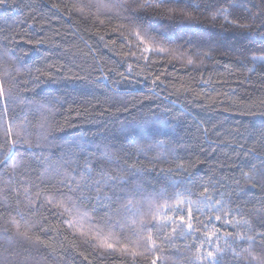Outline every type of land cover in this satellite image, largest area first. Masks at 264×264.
<instances>
[{"label":"trees","instance_id":"16d2710c","mask_svg":"<svg viewBox=\"0 0 264 264\" xmlns=\"http://www.w3.org/2000/svg\"><path fill=\"white\" fill-rule=\"evenodd\" d=\"M145 3L157 0H6L0 6V73H11L5 86L13 87V102L6 114L0 113V152L7 149L2 127L12 121L14 129L25 128L37 158L55 159L66 140L83 137L93 149L112 146L122 165L126 161L133 168L151 169L129 174L127 196L114 199L109 213L114 224L122 218L128 222L113 227L110 242L142 253L132 257L80 236L65 223L66 216L42 203L43 197L27 213L35 223L28 233L31 241L17 236L10 220L17 201L24 202L23 187L30 185L33 195L50 192L63 178L41 182L33 153L21 150L14 176L13 161L0 168V257L10 264H152L154 259L156 264H198L197 247L208 249L200 225L197 240L179 228L172 233L148 224L142 235H151L157 245L149 251L142 243L137 246L141 235L128 224L150 219L148 203L164 204L161 195L176 205V192L197 201L204 187L231 210L232 224L239 222L238 227L227 226L214 219L221 212L205 209L201 214L194 208L200 224L220 237L213 246L225 247V236H254L252 254L264 256V242L257 235L264 232V122L249 114L264 111V64L249 71L252 57L264 56V0H190L198 10L184 3L141 8ZM225 7L232 24L219 15L212 19ZM133 23L157 37L165 51L141 58L131 35ZM152 113L166 115L167 135L148 138L144 151L137 153V145L121 133L123 123L153 119ZM45 129L51 144L37 147ZM157 141H164L163 148ZM253 166L255 179L248 181L243 174L252 175ZM104 167L111 171L115 165ZM129 199L133 204L125 209ZM181 214L186 217L177 212L168 216L179 223ZM104 216L102 210L97 219ZM37 237L40 242L34 243ZM246 248L248 243L241 242L236 251L247 256ZM222 264L249 262L227 252Z\"/></svg>","mask_w":264,"mask_h":264},{"label":"snow or ice","instance_id":"6c2138e0","mask_svg":"<svg viewBox=\"0 0 264 264\" xmlns=\"http://www.w3.org/2000/svg\"><path fill=\"white\" fill-rule=\"evenodd\" d=\"M169 3L179 5L184 3L185 7H191L193 10H198L199 5L190 3V0H157V3H145L141 4V8H163ZM6 0H0V6H4ZM53 8H59L58 5L53 4ZM176 9H169V11H175ZM83 11V8L78 9ZM229 9L227 7L220 8L217 13L213 14L212 19L215 20L217 16H222L224 21L232 24L234 23L228 17ZM189 18H193L189 14ZM256 17H253L255 21ZM264 24V21H262ZM239 28L250 29V24H239L235 25ZM131 35L136 40V46L141 49L140 56L143 59H147L144 53L150 52H163L165 49L160 45L157 37L151 35L142 26L133 23ZM135 55V53H133ZM207 55V54H206ZM253 68L249 71H255L256 64H264V56H253ZM189 64H193L192 59L188 60ZM202 63V61H201ZM19 71V69H17ZM131 71V66H129ZM11 73L8 70L0 73V113L6 114L8 111V105L13 102V87H6L5 84L8 82ZM31 103V101H29ZM45 105H39V108H44ZM251 115H259L264 122V111L259 113H249ZM153 119H144L143 117L133 123L127 121L123 123L121 130L122 135L130 143L137 145V153L143 152L145 148L144 141L150 137L158 135H167L165 129L169 128V122L166 115H158L152 113ZM135 119V118H134ZM0 123H2V115H0ZM43 128L44 126L41 125ZM49 129H45L44 133L41 134V143L37 144V147H47L51 144L48 140L47 132ZM3 137L7 141V149L4 152H0V168L7 167L9 161H13L11 164L13 176L16 170L20 167V163L16 162V157L20 154L21 150L24 152L33 153V159L36 160L38 166L41 168L39 173V179L41 182L45 180L56 179L57 177H63L58 181V186H55L50 192L37 191L34 195L31 191V186H24V202L17 201L16 216L10 220L12 227L16 229V235L23 238L24 240L31 241V237L28 233L35 227V223L30 222L27 219V213L33 206L37 205V202L43 197V204L49 205L57 210V214L66 216L65 223L70 229L78 232L80 236L86 240L91 239L99 243V246L112 251L127 252L132 257L142 255V253L128 248L124 245L120 248H116L114 243L110 242L115 239L113 227L121 225V223H128L124 218L121 221L113 223L110 209L115 200H121L128 194L129 174L142 173L144 171H151V169H139L127 166V162L120 164L121 157L118 151H114L110 145H105L103 149L100 146H95L89 142L84 141L83 137L79 140L74 138L71 141H65L62 146L61 153L55 159L50 156H44L41 154L37 158L33 152V145L31 144L25 128H15L12 121H9L7 125L2 127ZM157 145L163 148L164 141H157ZM152 145H148L151 147ZM2 147V145H0ZM63 148H67L68 151H63ZM93 149V150H90ZM99 153V154H98ZM254 155V153H249ZM161 156H157L156 160H160ZM83 161L81 165L80 161ZM115 165V167L109 171L104 167L105 164ZM179 169H183V165L177 166ZM264 168V165H261ZM252 175L244 173V177L248 181L255 179L256 167L252 168ZM78 177V179H77ZM12 178H9L11 183ZM256 185L253 183L252 187ZM38 187V186H37ZM19 191L18 189L16 190ZM136 191H139L137 187ZM243 191V190H242ZM251 191V189H249ZM242 193H237L241 195ZM221 197L223 193L219 194ZM202 199L193 201L185 196L184 193L176 192L174 199L177 201L176 205H170L168 203L171 197H165L161 195L159 199L164 200V204L157 207L152 201L148 203V213L150 219H143L139 221H132L128 224L129 228L132 229L136 234L141 235V239L137 241V246L141 243L148 248L149 251H156L157 245L151 235L146 237L142 235L147 225L154 223L162 229L171 228L172 233H175L177 228L181 229L186 236H195V239H201V236L195 235L200 229H203V241L208 244V249H203L201 244L197 247V251L200 255L197 256L198 264H222L223 258L227 252H231L233 259L242 260L247 259L249 264H264V256H256L252 254V246L256 243V237L245 236L237 234L234 239L229 240L228 236L224 237L225 247H220L218 244L213 246V240H219L220 237L216 233H209L207 225L200 224L195 212L203 213L205 209L210 211L221 212L222 215L214 217L216 221H220L227 226L238 227L239 222L232 224V221L228 219L231 210L228 209L223 200L214 199L213 194L209 193L208 187L203 188L201 193ZM155 199V198H153ZM133 201L129 199L127 204L123 205L125 209H130ZM202 205V207H200ZM105 212V216L97 219L101 211ZM169 212L186 213L181 214L178 217L179 223L176 217L169 218ZM134 215H136L134 213ZM213 217H209L211 221ZM245 224L248 222L245 221ZM23 227L24 231H21ZM8 229H5L7 231ZM260 237V241L264 242V232L257 234ZM35 242H40L37 237ZM241 242H247L248 248L244 249L247 256H241L236 248L240 246ZM0 264H10V261L6 257H0ZM152 264H156V260L152 261Z\"/></svg>","mask_w":264,"mask_h":264}]
</instances>
